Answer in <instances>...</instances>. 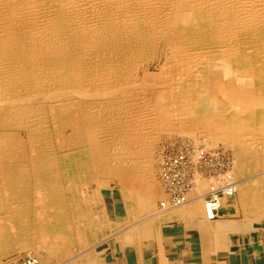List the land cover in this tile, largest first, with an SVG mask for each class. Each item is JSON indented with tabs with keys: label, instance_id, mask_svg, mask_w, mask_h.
Instances as JSON below:
<instances>
[{
	"label": "bare ground",
	"instance_id": "1",
	"mask_svg": "<svg viewBox=\"0 0 264 264\" xmlns=\"http://www.w3.org/2000/svg\"><path fill=\"white\" fill-rule=\"evenodd\" d=\"M17 24L24 37L21 45L12 39ZM0 33L4 37L0 41V209L4 212L7 202H23L25 210H29L28 194L36 188L41 193L40 187H45L41 184L34 188L29 183L31 177L43 180L52 196L58 198L62 193L58 151L65 141L61 135L68 128L69 145L89 150L94 162L104 164V174L121 180L139 177L150 182L156 136L161 132L192 130L188 120L192 97L189 101L183 99L177 89L184 84L194 85L198 80L193 76L202 79L198 83L208 87L222 110L236 111L228 121L212 118L195 121L202 130L210 131L208 140H232L236 149L256 150L259 146L264 152V92L250 84L255 74L246 68L248 56L240 51L250 37L264 36V0H0ZM160 48L163 54L157 77L160 83L154 91L157 101L153 103L149 83L140 79V72L144 73L151 65ZM169 65L178 80L186 79L178 83L176 91L175 82L165 72ZM239 66L244 68L240 71L236 68ZM50 122L54 127L49 126ZM49 127L54 129L56 141L51 140L60 144L58 148L53 145V150L46 134ZM21 130H28L31 139L40 134L42 138L36 140L39 155L30 158L27 150H20ZM256 157L253 158L258 160ZM64 165L67 166L65 162ZM237 187L240 189L241 185ZM155 195L146 194L150 205L156 200ZM55 204L64 209L63 202ZM63 222H51L48 230L58 231L66 219ZM32 225L35 226L30 222L25 226ZM2 238L0 242L5 241ZM8 253L0 244V264Z\"/></svg>",
	"mask_w": 264,
	"mask_h": 264
},
{
	"label": "rangeland",
	"instance_id": "2",
	"mask_svg": "<svg viewBox=\"0 0 264 264\" xmlns=\"http://www.w3.org/2000/svg\"><path fill=\"white\" fill-rule=\"evenodd\" d=\"M46 9H47V11H49V10H52L53 8H46ZM13 29H15V32L12 34L14 36V38L12 37V39H14L16 44L21 45V41L24 39L23 33L21 35L19 32V29H21V26L17 24V26H14ZM2 35L3 34L0 33V41L3 40V38H4ZM1 37H3V38H1ZM263 37L264 36L260 37L259 39H254L252 37H250V39L246 38L247 39V44L245 45L246 49L244 48V50H240V51H242L243 54H246L248 56L247 58L249 60H246L244 62V63L248 64L247 66H249L246 68L251 70V73L255 74L253 77V80H252L253 82H251L250 84H252V86L254 88H257L259 91H262V92H264V75H263L264 74V54H263L264 53V38ZM251 38H252V40H251ZM19 40H20V42H19ZM256 41H257V43H256ZM251 43H253V44H251ZM256 44H257V46H256ZM240 51H238V52H240ZM257 53H259V54H257ZM158 54L162 55V58ZM155 57L156 58L153 59L154 61L152 60L151 65L147 69L144 70V73L140 72V75L142 76V77L140 76L141 77L140 79H145L149 83L150 87H148V92L150 95H152L153 103L155 101H157V98H156L157 96L154 93V91H156L158 84L160 83V81L157 80V77H159V73H160V70H159L160 66L159 65L162 64L161 59H163L162 48H160V50L159 49L157 50V52L155 53ZM169 68H172V67L170 65L166 66L165 72L168 73L169 79L172 82L173 81L175 82L174 90L176 91V89L179 87L178 83L182 82L184 79L178 80L179 76L174 75V74L172 75L171 69H169ZM236 68L240 69V71H241V69H243L244 66H239ZM190 75H192V74H190ZM190 75H188V76H190ZM258 76H260L259 79H258ZM165 78L167 79V77H165ZM193 78H195L194 80H198L199 82H200V80H202L201 78H198V76L197 77L193 76ZM173 79H175V80H173ZM198 81L197 82L195 81L196 83H194V85L187 86L186 84H184L182 86V88L179 87L177 89V90H179L180 93H182L181 97L183 99L189 101L190 99H188V98L192 97V99H191L192 101H189V104L191 106V108H190L191 112H190V115L188 117V120L190 121L189 125L192 127V130H184L185 132L183 131V133H181L180 130H178V131L173 130V131H170L167 133L161 132L160 133L161 135L156 136L154 144H153V146H154V149H153L154 157L156 158L155 159L153 157V164L156 167L153 164L151 165V174H152L151 178L152 179L150 182H147V181H145L139 177H136L132 180L131 179L125 180L123 177L121 180L118 177L109 176L107 174H104L102 172V171H104V164H98V163L94 162L93 158H91V155L89 154L90 153L89 150L86 152L84 149H81V147H79L80 145H77L78 147L77 146L74 147L73 144L69 145L71 143V140H70L71 129L70 128H68V130L63 131L64 134L61 135L62 140L65 139V141H64L65 144H67L69 142L67 145H65L64 143H63V145H62V143L60 145L57 142H55L56 140H55L54 134H53L54 129L53 128H52L53 130L51 129V127H54V124L50 122L49 126H51V127H49V131L48 130L46 131V134L48 135V137L50 139V143L52 142L51 144H49L50 150L52 149L51 147L53 145L57 148L60 145V151H58V158L60 161L58 160L59 163H57V169L61 174V178L63 176L62 180H60V184H62V183L63 184L60 185L62 187H59V188H61L60 190H63L62 193L64 195L59 191L60 193L58 195V198H57V196H52V194L48 193L49 191L46 187L47 185L43 182V180L38 179L36 177H33V178L31 177L29 183L34 188L37 186H41V184L43 187L45 186L44 187L45 189L44 188L42 189V187H40L41 193H38V191L36 190L37 188H36V189H33V192L29 193L28 196L26 197L28 199V201L31 202V204L29 203L30 204L29 210L30 209H33V210L32 211L31 210L29 211L27 209L25 210L26 204L24 203L25 204V207H24L23 202H21L22 204L20 202H18L20 204L19 206L17 205L18 204L17 202L14 203L15 205L7 202V207H6V205L4 207L5 210L7 211V214H5L6 211L4 212L3 208L0 209L1 210L0 214H2V215H0V219L3 220V221L0 220V234L4 238V239L2 238V240H5L4 242L1 241L0 244L1 245L3 244V247L6 248V250L9 252L8 254H6L2 257V264H4V262L8 258H24L28 255H33V256L39 257L42 264H68L69 260L83 255L86 252V250L90 249L96 243L101 241L107 233V226H108V224H107V217H108L107 212L108 211H107L105 204H106V201L109 199V196H111V194L112 195L114 194L115 196H117V198H118L117 200L121 204L126 202L130 206L137 205L139 207V205H140L139 208L144 209L145 211H146V209H148L147 211H158V210H160L161 209L160 202L165 199L166 190L164 188V184H163V181L161 179L160 172H159L160 171V169H159V157H160V152L162 150L163 145L167 141H170L172 139L184 138V139L192 140L194 142L197 140L198 144L202 145L206 150H212V149H216V148L226 149L230 153V155L232 156L233 163L231 166L235 165L234 167H232V169L234 168L233 170L230 169V176L233 179L236 176V172H238L240 169L242 171V168H243L242 166L244 165V163L246 161H247L246 163L251 162L252 159H253V162H255V163L251 162L252 163L251 167H253V169H251V167H248L250 170V173L252 175H254L255 173L256 174H258V173L264 174V164H263L264 152L262 151L261 147L258 146L257 148H255L256 150L246 149L245 151L244 150L242 151L239 147H238V149H236L237 146L232 144V140L230 142L224 141V140H215L213 138H210L208 140L210 131L209 130H202L201 125L196 124L195 121H198V119L205 120L206 118H212V119L219 120V121L220 120L228 121L232 117V114L236 112L233 109H231L233 112L231 110H222V107H220V105H219L220 102L216 99V97L213 95V93L210 92L208 87L200 86V83H198ZM154 82H156L155 86H154ZM185 87H186V89H185ZM177 98L179 99V96ZM165 102H167L166 99H165ZM211 103L214 106L211 105ZM207 104H209L211 106H209V105L205 106ZM195 106H197V109H195ZM212 106L215 108V111H214V108H212ZM205 108H206V110H205ZM229 111H230V113H229ZM47 113H48V109H47ZM218 113H221V114H218ZM171 132H173V133H171ZM188 134H190V135H188ZM194 134H195V136H194ZM196 134L198 135V137L196 136ZM64 135H66V136H64ZM191 135H193V136H191ZM50 136H51V138H50ZM189 136H191V137H189ZM39 137L42 138L40 136V134L38 135L37 138H39ZM194 137L199 138L201 141L199 139L194 138ZM37 138H34L35 140L31 139L30 136L28 135V130H25V131L21 130L19 132V138H18L20 141V144H18L19 148H20V150H24V149L27 150L28 154L30 155V158L36 156L37 154L39 155L40 149H38V144H37L38 142H36ZM204 138H207L208 141L206 139L204 140ZM51 139L52 140L54 139L55 141H52ZM67 140H68V142H67ZM242 141H246V140L242 139ZM204 142H207V143L205 144ZM56 143H57V145H55ZM229 144H231V145H229ZM155 145H156V147H155ZM208 145L211 147L209 148ZM54 146H53V148H54ZM61 147H63V148H61ZM238 150L241 151V153L240 152L238 153L237 152ZM61 151H62V154H60ZM254 151L255 152L258 151V152H256L258 155H256V153H254L255 156H258V157H256L257 159L259 158L258 160L254 159L255 158V156L253 154ZM234 152H235V154H234ZM85 153H86V155H85ZM236 154H238V155H236ZM244 154H246V155H244ZM249 155L251 156L252 159L250 158ZM242 156H244L245 159H243ZM261 157L263 158L262 159L263 161H261ZM63 158H64V160H63ZM234 158H236V159H234ZM241 158H242V161H241ZM247 159H251V160L249 161ZM69 161H70V164H69ZM64 162H65V164H67V166L64 165ZM80 162H81V164H80ZM129 164H131V162H129ZM238 164H240V165H238ZM253 164H255V165H253ZM256 164H257V166H256ZM58 165H59V167H58ZM102 165H103V167H102ZM86 167L87 168L90 167L91 170L90 169L87 170ZM127 167H130V165H127ZM255 167H257V168H255ZM69 168H71V169H69ZM156 168H157V170H156ZM76 170L79 173L76 172ZM84 171H86L85 172L86 174L84 173ZM259 171L260 172L263 171V172L260 173ZM61 172L63 173V175ZM66 174H68V175H66ZM80 174H81V176H80ZM65 177H67L68 179ZM104 177H106V178H104ZM135 179L137 181L138 180H140V181L137 182ZM234 180L237 181L236 178ZM62 181H64V182H62ZM123 182H126L128 185L126 183H123ZM200 182H203V181L199 180V183ZM33 183L36 185L34 186ZM78 183H79V185H78ZM204 184H201L202 185V186H200L201 190L203 188L205 189V185H206V189H207V184H205V185ZM133 187L136 190L133 189ZM125 188L127 189V191ZM138 188H139V190H138ZM123 189H125V190H123ZM153 189H154V191H153ZM128 190L131 192L128 193L129 192ZM43 191H44V193H43ZM45 191H46V193H45ZM157 191H159V192L157 193ZM153 192L156 194L155 195L156 200L154 202H151V205H150V202H148L146 199V194L151 195V193H153ZM126 193H128L129 195ZM55 195H57V194H55ZM141 195H142V199H141ZM130 196H134V198L133 197L130 198ZM124 197H126V198H124ZM130 199H131V201H128ZM47 200H49V202ZM59 202H63V204H64L63 210H60L58 208V206H56L55 203H59ZM65 202L67 204H65ZM131 202H133V203L130 204ZM50 203L52 205H50ZM31 205H32V207H30ZM48 205H50V206L48 207ZM8 207H10V208H8ZM50 208H52L53 210ZM56 209H59V210H56ZM53 211L55 212V214ZM56 214H57V216H56ZM51 217H53V218H51ZM65 219H66V224H64ZM58 220H63L64 226H62L61 229H59L58 231H54L52 233V231L48 230V228H50L49 224L53 221L57 222ZM30 222H31V224L32 223L35 224V226H33V225H32V227L25 226ZM43 223L45 224V226L43 225ZM27 227H28V229H32V231L30 230V232H29ZM63 227L65 228V230ZM60 230H61V232H59ZM62 231H64L65 233ZM56 232H58V233H56ZM51 233L53 236L51 235ZM27 240H28V242H27Z\"/></svg>",
	"mask_w": 264,
	"mask_h": 264
},
{
	"label": "crops",
	"instance_id": "3",
	"mask_svg": "<svg viewBox=\"0 0 264 264\" xmlns=\"http://www.w3.org/2000/svg\"><path fill=\"white\" fill-rule=\"evenodd\" d=\"M250 163L236 172L238 194L224 197L212 220L204 210L206 185L198 184L187 204L163 211L121 204L111 194L105 237L68 264H264V174L251 176Z\"/></svg>",
	"mask_w": 264,
	"mask_h": 264
},
{
	"label": "built area",
	"instance_id": "4",
	"mask_svg": "<svg viewBox=\"0 0 264 264\" xmlns=\"http://www.w3.org/2000/svg\"><path fill=\"white\" fill-rule=\"evenodd\" d=\"M232 156L223 148L206 150L202 145L183 138L167 141L160 152V176L166 189L162 208L179 207L190 201L199 180H208L204 210L208 219L219 215L222 200L237 194L238 183L229 172ZM4 264H42L36 256L8 258Z\"/></svg>",
	"mask_w": 264,
	"mask_h": 264
}]
</instances>
